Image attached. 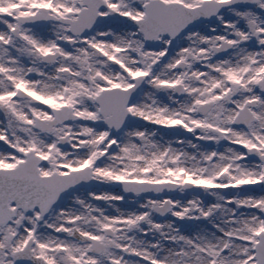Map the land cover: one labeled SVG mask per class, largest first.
<instances>
[{"label": "snow or ice", "instance_id": "1", "mask_svg": "<svg viewBox=\"0 0 264 264\" xmlns=\"http://www.w3.org/2000/svg\"><path fill=\"white\" fill-rule=\"evenodd\" d=\"M0 264H264V0H0Z\"/></svg>", "mask_w": 264, "mask_h": 264}]
</instances>
